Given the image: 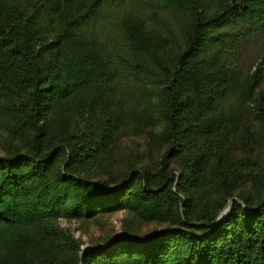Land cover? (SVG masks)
<instances>
[{"label":"trees","instance_id":"1","mask_svg":"<svg viewBox=\"0 0 264 264\" xmlns=\"http://www.w3.org/2000/svg\"><path fill=\"white\" fill-rule=\"evenodd\" d=\"M127 2L0 0V264H264V0ZM158 124L149 164L112 156ZM119 211L164 227L56 225Z\"/></svg>","mask_w":264,"mask_h":264},{"label":"rangeland","instance_id":"2","mask_svg":"<svg viewBox=\"0 0 264 264\" xmlns=\"http://www.w3.org/2000/svg\"><path fill=\"white\" fill-rule=\"evenodd\" d=\"M128 1L129 2L127 3L130 5V10L132 9L134 12H137V14L141 17H146V15L152 10L151 3L154 2V0ZM112 22L115 23V21ZM172 29H174V27H172ZM179 32L180 31L175 29V33H177L178 36ZM110 35L113 41H117L119 34L114 24L111 25ZM182 38L183 36L178 37V40L180 39V44H182ZM251 41L253 44L249 46L247 44L241 51L239 65L244 69L249 68L250 71H253L255 66L262 60V55L264 52V40L261 38H255ZM182 45L179 46L181 47ZM175 46V44L169 46V52H173ZM161 129L162 125L158 124L156 127H145L139 130V132H128L126 135L120 138L119 142L115 146V149L113 150L112 156L127 159L128 157H131V155H134L135 157L133 160L136 163L140 165L149 164L151 159L149 150L151 149L152 154L155 157L157 148L161 143L160 137L156 138V136L160 135ZM6 140L7 133L0 127V154L5 150ZM114 167L116 168L113 170L117 171L119 166L116 163ZM56 225L68 233L74 239V241L78 243L80 250H83L86 245L103 242L111 235H116L124 229H131L136 231V233L139 235H143L164 227V225L141 223V221H139L133 214H130L126 211H119L103 215L99 214L93 219H60L56 221Z\"/></svg>","mask_w":264,"mask_h":264},{"label":"water","instance_id":"3","mask_svg":"<svg viewBox=\"0 0 264 264\" xmlns=\"http://www.w3.org/2000/svg\"><path fill=\"white\" fill-rule=\"evenodd\" d=\"M233 200H236V199L233 198V199H230V200L228 201V203H227V207H228L227 209H228V210H227V211H229L230 206H231ZM225 213H226V211H225V212H222L216 220L220 219L221 216H223ZM80 264H81V260H80Z\"/></svg>","mask_w":264,"mask_h":264},{"label":"bare ground","instance_id":"4","mask_svg":"<svg viewBox=\"0 0 264 264\" xmlns=\"http://www.w3.org/2000/svg\"><path fill=\"white\" fill-rule=\"evenodd\" d=\"M227 208H228V207H226V208L223 210V212H225V211L227 212V210H228Z\"/></svg>","mask_w":264,"mask_h":264}]
</instances>
